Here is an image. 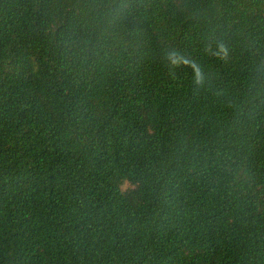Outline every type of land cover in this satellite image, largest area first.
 Here are the masks:
<instances>
[{"label": "trees", "instance_id": "16d2710c", "mask_svg": "<svg viewBox=\"0 0 264 264\" xmlns=\"http://www.w3.org/2000/svg\"><path fill=\"white\" fill-rule=\"evenodd\" d=\"M0 264H264V0H0Z\"/></svg>", "mask_w": 264, "mask_h": 264}]
</instances>
